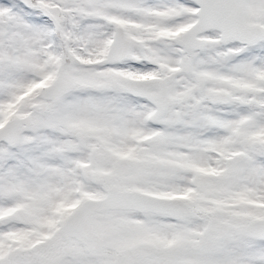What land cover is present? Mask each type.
Listing matches in <instances>:
<instances>
[{"label":"snow or ice","instance_id":"6c2138e0","mask_svg":"<svg viewBox=\"0 0 264 264\" xmlns=\"http://www.w3.org/2000/svg\"><path fill=\"white\" fill-rule=\"evenodd\" d=\"M0 264H264V0H0Z\"/></svg>","mask_w":264,"mask_h":264}]
</instances>
